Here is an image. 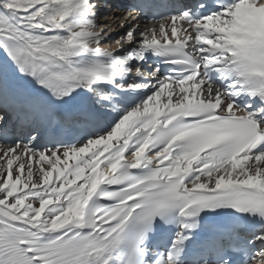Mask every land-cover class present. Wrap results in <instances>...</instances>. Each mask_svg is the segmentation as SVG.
<instances>
[{
  "label": "snow or ice",
  "instance_id": "obj_1",
  "mask_svg": "<svg viewBox=\"0 0 264 264\" xmlns=\"http://www.w3.org/2000/svg\"><path fill=\"white\" fill-rule=\"evenodd\" d=\"M103 6L0 0V264H264V0Z\"/></svg>",
  "mask_w": 264,
  "mask_h": 264
},
{
  "label": "bare ground",
  "instance_id": "obj_2",
  "mask_svg": "<svg viewBox=\"0 0 264 264\" xmlns=\"http://www.w3.org/2000/svg\"><path fill=\"white\" fill-rule=\"evenodd\" d=\"M122 4V2H114L115 7L112 10L106 9L103 17H99L97 20L98 24L106 26V30L111 33V36L107 43H103L101 45L103 48L114 50L119 47V45L115 43V40L118 37L123 36L124 33L128 30L129 21L123 19L126 16V13L122 11V9L126 8H121ZM133 15L138 16L139 18L136 23L139 24L140 31H143L147 26H150L153 23L149 13H139L134 11ZM122 23L124 25L123 27H121ZM137 39H139V37H137ZM113 44L114 48L111 47ZM123 47L126 51L129 47V44L125 43ZM145 70H147V68H145ZM45 167H47V165H45ZM33 168L34 170H37L39 168V164L35 163V161L33 163Z\"/></svg>",
  "mask_w": 264,
  "mask_h": 264
},
{
  "label": "rangeland",
  "instance_id": "obj_3",
  "mask_svg": "<svg viewBox=\"0 0 264 264\" xmlns=\"http://www.w3.org/2000/svg\"><path fill=\"white\" fill-rule=\"evenodd\" d=\"M109 8H111V7H109ZM111 47L114 48V44Z\"/></svg>",
  "mask_w": 264,
  "mask_h": 264
}]
</instances>
